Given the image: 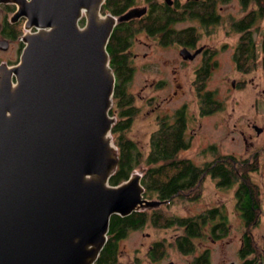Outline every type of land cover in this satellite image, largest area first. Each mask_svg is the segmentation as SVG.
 <instances>
[{"label":"water","instance_id":"obj_1","mask_svg":"<svg viewBox=\"0 0 264 264\" xmlns=\"http://www.w3.org/2000/svg\"><path fill=\"white\" fill-rule=\"evenodd\" d=\"M13 1L12 19L35 32L16 64H0V264H94L112 215L167 202L143 198L136 171L109 184L118 151L107 43L146 8L114 16L101 14L105 0Z\"/></svg>","mask_w":264,"mask_h":264},{"label":"rangeland","instance_id":"obj_2","mask_svg":"<svg viewBox=\"0 0 264 264\" xmlns=\"http://www.w3.org/2000/svg\"><path fill=\"white\" fill-rule=\"evenodd\" d=\"M134 4L142 7L145 2L135 0ZM221 8L222 19L217 25L206 28V25L199 24L196 20L176 24V28L195 27L194 33L198 35L195 47L204 46L207 50L206 54L197 55L191 61L181 59L178 45L161 46L143 31L134 34L129 50L130 55L133 53V73L127 91L132 94L133 106L137 111L124 135L135 141L146 153L150 134L157 128L159 119L174 121L177 108L185 105V136L190 144L181 151L180 156L196 165H203L218 154L245 156L256 152L258 156L254 157L259 170L250 175L260 184L259 198L261 208L264 209V49L258 44L254 66L247 73L238 72L232 59L238 34L232 31L230 24L232 18H239L245 12L241 10L238 0H230ZM259 27H264V19ZM256 33L255 37L259 42L261 35L259 31ZM7 58L14 59V56L11 52L4 53L0 50V60ZM209 60L212 67L206 86L208 90L215 92L221 108L203 115L199 111L193 78L196 76V67ZM113 109L114 104L111 110ZM116 113L114 112V116L118 121ZM252 124L260 126L263 131L254 138L250 137L251 134L254 135ZM249 140L252 144L248 143ZM134 171L142 174L138 168ZM200 189L198 199L191 203L174 199L169 206L156 211L158 216L181 217L201 212L216 204H225L233 223L231 214L234 189L216 187L209 175L204 176ZM145 213L147 217L152 215L150 212ZM155 224L149 219L141 228L129 230L119 241L118 260L123 264H149L148 245L159 242L160 249L165 254L160 264H167L169 261L172 264H192V252L183 255L174 243L182 229L175 225L165 227L164 219ZM259 232L264 234V217L261 218ZM233 234L234 229L230 232V235ZM194 244L198 248L197 255L208 245L205 238L194 240ZM226 248L222 241L218 242L213 247L210 264H224L232 260L230 250L226 251Z\"/></svg>","mask_w":264,"mask_h":264},{"label":"trees","instance_id":"obj_3","mask_svg":"<svg viewBox=\"0 0 264 264\" xmlns=\"http://www.w3.org/2000/svg\"><path fill=\"white\" fill-rule=\"evenodd\" d=\"M147 1L153 4V8L159 7L155 3L157 0ZM134 3L135 0H105L102 4V12H110L112 15L118 16ZM241 3L244 7H247L249 3H255L257 4V10L230 25L233 31L244 32L243 37L237 44L235 53V60L239 65L241 59L246 61H248V58L254 59V41L251 38V32L248 30L252 24H256L258 18L262 19L264 17V0H241ZM205 5L206 8L201 7L203 13L210 10L212 3ZM179 19L171 8L163 5L159 12L152 11L146 19L118 23L110 36L107 52L109 54V65L115 75V87L112 97L114 109L110 110V114L114 115V112H117L116 116L119 120H116L117 122L111 128L114 144L118 151V165L109 179V184H120L138 168L142 170L141 184L145 189L144 194L146 196L163 199L176 194L183 197V192L192 188L191 196L188 197L196 200L201 195L200 186L204 176L209 175L217 179L219 186L231 184L240 177L246 183L247 175L240 174L239 170L243 167L240 166L239 162L250 161L249 166H244L245 171H256L255 157L251 160H244L231 155L218 154L212 161L205 162L203 165H196L188 158L181 157V151L190 144L185 136L186 119L183 109L177 111L174 121L169 122L166 118L159 119L157 128L150 134L149 148L146 153L141 150L135 141L124 135V131L129 128L131 119L137 111L133 106L132 94L127 91L133 73L129 50L132 46L134 34L142 30L149 34H156L161 31L164 33L161 43L164 45L174 40L184 42L188 40L185 38L191 35V32H189L190 30H175L174 23ZM261 42L264 48V36ZM208 74L209 67L205 65L196 70V76L193 80L200 106L199 111L203 115L211 114L221 108V103L215 98V92L205 89ZM141 164H143V167H140ZM256 196L257 193L252 198L246 190L243 194V201L249 206L256 205L257 207L260 201L257 202ZM217 210L218 208H212L193 217L178 218H164L158 216L157 213L147 217L145 212H133L126 217L112 215L109 222L108 240L94 264H123L118 260V240L124 238L130 228L144 224L149 219L154 225L164 219L165 226L174 223L187 226L182 236L184 246H180V249L184 252L189 251L191 237L198 235L199 227L204 225L213 211ZM201 264H205V260Z\"/></svg>","mask_w":264,"mask_h":264},{"label":"flooded vegetation","instance_id":"obj_4","mask_svg":"<svg viewBox=\"0 0 264 264\" xmlns=\"http://www.w3.org/2000/svg\"><path fill=\"white\" fill-rule=\"evenodd\" d=\"M229 1L230 0H157V2L155 3L158 4L159 7L153 8L152 3L148 2L147 0H144L145 4L142 7L146 8L145 13L141 15L140 17L133 18L129 21H135V20L144 19V18L146 19L150 16L152 11L159 12V10H161V7H163V5L168 6L169 8L173 10L176 17L180 18L178 21L174 23L173 27L175 28V30L177 31L190 30L189 32H191V35L185 38V39H188V40H185L186 43L185 41L179 42V41L174 40L173 42L167 45H171V44L176 45V46L178 45V47H180L178 53L181 59L183 61H191L195 59L197 55L206 54L207 50L204 46L195 47L196 42L198 41L197 40L198 35L194 33L195 27L194 28L193 27L176 28L175 27L176 24L196 20L199 22V24L206 25V28L212 25H217L221 22V19H222L221 6L223 4L228 3ZM207 3H212V5L210 6V10H208L207 13H203V11L201 10V7L204 6L206 8L207 6L205 4ZM238 3H239L241 10L244 11L245 13L239 18H232L231 24L240 19H243L247 14L251 13L252 11L257 10V4L255 3L254 4L249 3L247 7H244L242 5L241 0H238ZM137 6H138L137 4H133L128 9L137 7ZM16 10H17V4L13 0H0V50L1 52H4V53L11 52L12 55L14 56V59L7 58L6 60H0V64L4 63L9 66L16 64L19 60V57L21 55V52L24 46L22 36L26 33L35 32L34 28L28 31L25 30L24 28L25 18L24 17H20L15 21L12 19ZM100 12L101 14H107V13L111 14L110 12H102V5L100 8ZM263 19L264 17L262 19L258 18V20L255 22L256 24L255 25L252 24L248 30L249 32H251V38L254 41V53H255L254 59L251 60L248 58V61L241 59L239 61L241 63L240 65L238 64V62L236 63L235 53H236L237 44L239 40L243 37L244 32H235L232 30L233 32L238 34V39H237L236 45L233 50L232 59L235 65V69L240 73H247L248 71H250L251 67L254 66V63L256 62V58H257L256 49H257L258 44H260L261 48L264 49L261 45L262 37L264 36L263 35L264 27L262 29H260L259 27ZM143 22L145 21L143 20ZM79 24L80 25L83 24V18L79 20ZM142 31L148 37H151L154 40H156L158 45L166 46L163 43H161V38H163V35H164L163 32L158 31V33L156 34H149L145 32L144 30ZM256 31H259L261 35L259 42H257V39L255 37L257 34ZM182 48H186L190 53H194L197 49H200V51L197 52L192 59H184L180 55V50ZM143 56H145V54H143ZM132 58H133V53L131 55V59ZM205 65L209 67V72H210L211 67H212V62H210V60L196 67L195 70H198L201 67H204ZM232 86H233V82H232ZM205 89L208 90L207 86L205 87ZM181 109L185 111L186 109L185 105H182L181 107L177 108V111ZM251 129L254 131L253 132L254 135L252 134L250 135L251 138H254L255 136L263 132L262 128L256 124H252ZM257 129H259V131H257ZM248 143L252 144V141L249 140ZM263 152H264V147H263ZM223 155H231V154H223ZM231 156H235V155H231ZM254 156H258L256 152H252L245 156L236 155L235 157L239 159H244V160L245 159L251 160ZM239 164L240 166L243 167V169L239 170L240 174L247 175L246 183L243 180V178L240 177V179H238L237 181H234L231 184H228L226 186H219L217 184V179L209 176L214 181V184L216 185V187L234 189V192H233L234 202H233V210L231 214L234 220L233 223L230 221L231 219L230 212L226 208L225 204H216L214 206H210L209 208H206V209L204 208V210L201 212H197L192 215L181 216V217H193L209 209L218 208L217 211L212 212V215H210L207 221H205L204 225L199 227L200 229L198 231V235H194L191 237V239L189 240L191 242L190 250L185 251V252L182 251V249H180V246H184L182 242V236L184 234L183 231L187 229V226L178 225L176 223L170 225V226L175 225L177 228L182 229V233L176 236L177 238L174 240V243L178 247V249L182 252L181 254L188 255V253L192 252V264H201L203 260H205V264H210L211 262L210 256L213 251V247L216 244H218V242L220 241H222L223 246L227 247L226 251L230 250L229 251L230 256L233 257L232 260L227 261L224 264H264V234H261L259 232L261 218L264 217V214H263L264 209L261 208V204H259L257 207L256 205L249 206L245 204L243 201V198H244L243 194L246 190H248V193H250L252 198L257 193V196H256L257 202L260 201V198H259L260 193H261V190L259 189L260 184L254 181L250 175L251 173L257 172L259 169L257 168L256 171H251V172L245 171L244 166L246 165L249 166L251 164L250 161H245L242 163L239 162ZM144 192H145V189H144ZM191 193H192V188L188 191L183 192V195H184L183 197H180L174 194V196L172 195L168 198H163V199H158L156 197H149L143 194V198L156 199L160 201L167 200V202H163L161 205H159L156 208L144 209L142 211H137V212H150L152 215L154 213L156 214L157 213L156 211L158 209L169 206L170 203L174 199H180L185 202L188 201L191 203L192 199L189 198L191 196ZM178 217L180 216H176V218ZM144 224H146V222ZM144 224H139L135 228H130V230L141 228ZM165 227H169V226H165ZM205 229L208 231L205 232ZM233 229H234V234L230 235V232ZM198 238H205V240H207L208 245L203 249V251H201L197 255L196 251L198 248L194 244V240ZM121 239L118 240L117 244H119V241ZM235 244H237V246H235ZM164 255L165 254L162 251V248L160 249L159 242H152L148 245L147 256H148L149 264H160V262L165 257ZM167 264H172V261L167 262Z\"/></svg>","mask_w":264,"mask_h":264}]
</instances>
